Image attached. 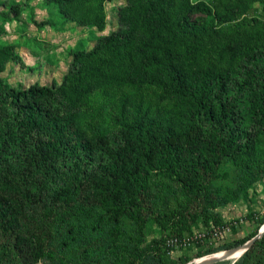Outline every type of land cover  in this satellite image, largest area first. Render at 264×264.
<instances>
[{
	"label": "trees",
	"instance_id": "obj_1",
	"mask_svg": "<svg viewBox=\"0 0 264 264\" xmlns=\"http://www.w3.org/2000/svg\"><path fill=\"white\" fill-rule=\"evenodd\" d=\"M112 1L47 4L55 18L101 30L103 5ZM258 1L264 5L126 0L117 9L118 30L75 52L69 81L40 95L1 77L14 47L0 46V259L36 264L14 242L16 231L30 220L64 227L103 202L140 225L152 219L165 230L170 220L188 216L225 157L249 159L264 137V29L228 24ZM197 11L204 15L201 23L190 18ZM96 93L105 119L85 120L81 114L92 108ZM158 93L173 105L160 107ZM245 113L252 128L244 127ZM190 128L203 136L186 140ZM52 183L58 188L49 189ZM35 207L40 212L33 218ZM39 232L53 235L50 228ZM54 233L57 245L41 250L36 262L111 264L100 245L76 248L65 234ZM152 245L166 257L163 238L144 252ZM246 255L263 257L264 237Z\"/></svg>",
	"mask_w": 264,
	"mask_h": 264
},
{
	"label": "rangeland",
	"instance_id": "obj_2",
	"mask_svg": "<svg viewBox=\"0 0 264 264\" xmlns=\"http://www.w3.org/2000/svg\"><path fill=\"white\" fill-rule=\"evenodd\" d=\"M190 1L212 4L214 0ZM126 4V0L105 2L104 25L98 30L53 17L47 0H0V46L14 47L13 60L6 64L1 77L14 87L34 90L35 95L68 82L75 52L86 51L98 40L111 37L119 28L117 9ZM15 5L19 6L17 13ZM190 18L201 23L204 15L197 11ZM51 20H55L54 23L51 24ZM260 22H264V5L258 1L249 3L248 9L228 26L258 32L264 29ZM154 98L160 107L168 108L174 103L159 93ZM102 100L99 93L92 96V108L84 109L82 118L89 120L99 115L104 120L106 111L99 110ZM245 107L243 103L241 109L245 111ZM244 115V127L252 128L253 119L248 113ZM197 136H203V131L190 128L185 139L191 142ZM63 182L68 184V179L63 178ZM47 187L53 190L58 188V183ZM33 211L35 218V213L40 211L36 207ZM36 223L30 220L25 223L24 231L13 234L14 242L26 250L28 260L36 264H41L36 262L41 250L57 245L60 238L55 231L65 234L68 243L76 248L85 242L100 245L111 264H185L187 260L237 247L249 241L252 235L256 236L261 225L264 227V137L249 159L225 157L208 179L203 196L189 209L188 216L180 221L170 220L165 230L152 219L140 225L109 202L97 205L91 215L71 218L64 227ZM49 228L53 235L39 232ZM70 229L71 234L67 235L65 230ZM160 238L164 239L166 257L156 245L144 252L153 240ZM1 246L2 241L0 252ZM20 261L22 257L4 258L0 259V264ZM215 264H264V256L243 255L232 262Z\"/></svg>",
	"mask_w": 264,
	"mask_h": 264
},
{
	"label": "bare ground",
	"instance_id": "obj_3",
	"mask_svg": "<svg viewBox=\"0 0 264 264\" xmlns=\"http://www.w3.org/2000/svg\"><path fill=\"white\" fill-rule=\"evenodd\" d=\"M261 230H264V227ZM248 242L249 241L237 247L231 248L229 250L219 251L211 255L202 256L200 258L189 261L188 263L185 264H214L221 261L232 262L242 257L247 252V251L245 252V250L248 247Z\"/></svg>",
	"mask_w": 264,
	"mask_h": 264
},
{
	"label": "water",
	"instance_id": "obj_4",
	"mask_svg": "<svg viewBox=\"0 0 264 264\" xmlns=\"http://www.w3.org/2000/svg\"><path fill=\"white\" fill-rule=\"evenodd\" d=\"M263 236H264V230H259L258 233H257V235L254 236L252 239L249 240V242H248V247H247V249L245 250V252L248 251V250L253 246V244H254L256 241H258L259 239H261ZM214 264H215V263H214Z\"/></svg>",
	"mask_w": 264,
	"mask_h": 264
}]
</instances>
